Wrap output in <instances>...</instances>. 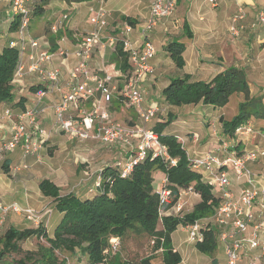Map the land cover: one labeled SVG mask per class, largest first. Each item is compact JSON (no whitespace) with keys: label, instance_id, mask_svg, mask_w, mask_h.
<instances>
[{"label":"built area","instance_id":"obj_1","mask_svg":"<svg viewBox=\"0 0 264 264\" xmlns=\"http://www.w3.org/2000/svg\"><path fill=\"white\" fill-rule=\"evenodd\" d=\"M178 0H151L149 14L139 30L138 40L131 41L129 35L133 27L124 22L122 25V39L109 38V45L114 46L119 42L122 52L127 57L128 70L123 73L115 63H107L100 72H92L88 62L92 57L95 46L102 47L101 34L106 27V16L103 10H99L92 18L94 29L87 33L79 43L74 53L77 62L69 72L72 82L70 89L64 93L59 101L52 106L54 127L58 133L65 135L69 140L87 141L93 140L106 145H119L127 157L111 165V170L121 179L128 178L134 167L140 162L150 159L158 160L166 167H173L177 158L168 154L167 147L161 143L159 135L147 125L160 111L158 103L145 104V95L141 85L153 75L154 68L151 61L156 55V48L151 40L150 33L159 22L170 17L177 6ZM213 6L214 0H207ZM31 0H10V13L12 19H17L16 40H11L9 45L18 51V63L13 75V85L21 80L25 70L28 73H36L44 81L56 82L59 76L58 70H45L43 64L50 58L48 51L40 50L36 55H29V64L24 67L22 55L27 47L38 48V39L29 36V23ZM236 14L231 18L229 33L236 37L242 27L245 11L239 5ZM67 16H63V20ZM261 29L259 42L264 43V10H259L254 21L250 25L252 29ZM60 26L53 24L50 32H57ZM58 55H64L59 51ZM122 80L119 89L117 81ZM119 94L125 104L133 109L142 125H125L112 121L109 106L114 95ZM39 97L45 94L38 91ZM90 103L89 109L82 106ZM43 109L25 108L13 115L11 109L3 112V117L12 124L10 136L0 143V161L5 154L11 153L17 148L21 149L23 156L38 153L49 139L50 133L39 124V116ZM253 135L252 125L241 124L235 129L234 140L222 142L216 152H205L196 157H189L192 170L200 174L201 180L219 192L220 203L213 216L184 227L187 238L191 244L201 243L203 233L210 227L217 228V245L222 248L224 261L220 264H240L243 258H247V264H264V185L258 181L249 166L253 163L264 162V146H254L250 149H238L242 137ZM192 139L197 142L198 136L192 134ZM180 146L183 139L178 138ZM264 140V137H263ZM182 147V146H181ZM21 169L27 166L22 164ZM19 171L14 168L12 174ZM102 172V171H101ZM100 172L98 179L93 183L88 192L93 193L101 189L102 182L111 183V176L105 177ZM231 172L237 179L244 182V187L237 196L230 190ZM187 192H194L188 187L178 192V201L171 205L173 196L166 178L162 179L155 193L159 199V220L166 215L169 206H177L178 202ZM195 193V192H194ZM182 205V204H181ZM1 222L9 213L25 217L27 220L39 222L41 219L48 221L52 210L45 209L37 212L29 206H23L17 202L4 204L0 200ZM161 222V221H160ZM38 224V223H37ZM119 248V239L112 238L104 251L103 261L99 264H110V259Z\"/></svg>","mask_w":264,"mask_h":264},{"label":"crops","instance_id":"obj_2","mask_svg":"<svg viewBox=\"0 0 264 264\" xmlns=\"http://www.w3.org/2000/svg\"><path fill=\"white\" fill-rule=\"evenodd\" d=\"M189 1L190 0H178L175 12L170 17L159 22L151 31V40L156 48V55L151 61L155 75L148 78L146 82L141 85V89L145 95V104L148 105L152 102H156L160 107V111L149 122L150 124L154 123V126L148 128L152 130L158 129L159 125L165 123L167 114L171 112L174 116L173 121L160 131L163 135L173 136L175 139H183L184 143L181 146L186 158L196 157L205 152H216L221 147L222 142H231L234 139L229 138L222 132L220 123V118H224L221 113L222 108H213L212 106L202 105L201 103L174 107L164 102L161 92L162 89L168 85L169 79L172 77L167 78L161 87L157 85L156 82H151L152 79H156V77L159 76L157 74H159V66L162 62L160 58L161 50L163 49V54L169 57L168 53L165 51V45L167 44L159 41V35L173 31L177 32L181 37L180 41L185 46V50L182 54L185 64L183 68L180 69L181 73L178 74V77L189 76L191 81H209L226 67L234 66L245 69L243 64H239V59L243 60L244 55L239 58V53L235 54L230 42L231 40L223 29L226 26L225 21L227 15L232 11V6L234 4L243 5L246 9L255 6L252 0H214V6L207 0H201L202 5L199 10H191L190 7L188 8ZM33 4L34 0H31L29 5L30 9ZM150 4L151 0H86L80 3L70 4L65 3L63 0H54L46 6L45 12L41 17L31 16L28 33L32 39H38L39 47H27L22 55V63L26 68L29 64L30 54L36 55L40 50L48 51L51 56L49 60L43 64V69L58 70L59 76L56 82H49L42 80L38 74L28 73L25 70L21 80L15 83L12 101L0 104V143L10 136V127L12 123L3 117V112L6 109H11L14 115L25 108H36L44 110V112L40 114L38 122L40 126L49 131L50 136L45 146L38 153L33 155H36L38 158V154L44 150L50 155L53 154L56 148H59L60 151L64 140L62 136L59 135L61 133H58L54 127V116L51 108L59 101L64 93L69 91L72 85L69 72L77 62L74 53L79 43L83 40V37L94 29L92 18L99 10L105 12L107 25L101 34V43L103 45L102 47L98 44L95 46L92 57L88 62L90 71L100 72L104 65L113 62H108V60L113 59L115 47L109 45L108 39L111 37L117 38L118 40L122 39V25L124 22H127L125 18H128L133 23V25H131L133 30L129 38L131 41L138 40L139 30L149 14ZM209 5L212 7H220L219 15L214 19H211L206 13H203V11L207 10ZM63 16H67V18L63 20ZM11 20L10 0H0V23L2 24L4 21L8 23L6 32L2 33L0 31V51L16 36L15 32H9L8 30ZM184 21H186L190 27L193 34L192 39H187L183 36L182 24ZM53 24H58L60 26L59 30L55 33L50 32L49 29ZM58 32H61V35L56 38ZM249 34L246 37L248 40L252 38ZM52 38H55L54 47L51 43ZM176 38L177 37H171L167 42L169 43ZM163 45L165 47L161 48ZM59 51H63L64 55H58ZM117 68L120 69L119 65ZM122 72L125 73L126 71L122 70ZM122 83V80L117 81L119 89L122 87ZM38 91L44 92L45 95L39 97ZM82 107L84 109H89L90 103H85ZM109 108L112 110L115 118L121 119L122 121L127 119L129 125L133 124L134 121H132L131 116L128 114V109H133H130L125 104L119 94L113 96ZM168 109H170L169 113H167L169 111ZM254 120L258 123L259 132L261 133L264 129V121ZM149 123L147 125H149ZM247 123H252L251 119ZM192 134L198 136L197 142L192 139ZM63 136L69 140L65 135ZM254 146L256 145H253L251 148ZM239 149L243 150L247 148L239 144ZM33 155L23 156L21 149L17 148L13 152L8 153L4 159L0 161V170L2 173L0 174V194L2 197L6 199L21 198L20 200H23L22 196L26 194H21L22 189H31L34 195H42L38 188L39 182L37 184V191H34L31 184L36 175L45 172V167H40V165L37 164L35 165L34 159L29 158ZM27 162H29V164ZM22 164L26 165L27 168L21 169L20 166ZM250 166L249 168L251 169ZM5 167H7L8 173L3 172ZM57 167H52L50 169L52 172L48 174L49 177H44L42 180L47 179L57 186L61 196L74 193L79 194L80 197L90 198L93 195L88 192V189L92 188L93 182L81 186L75 192H71L69 189L67 192L64 191L62 193L61 189L66 187V183L69 180L59 171V167L63 168L62 164L57 165ZM14 168H19V171L13 175L12 170ZM29 168H32V170ZM154 175L153 177H155ZM3 177H17V179L13 181L9 178L8 183L10 184H8L3 181ZM229 178L231 181L230 190L234 196H237L244 187V182L237 179L231 172H229ZM260 179H262L260 181L262 185H264V178L260 177ZM11 184L12 187L10 186ZM212 193L219 197L218 191L212 190ZM42 197L44 196L42 195ZM44 198L46 199L47 197ZM47 199H50L52 202L53 211L48 219V223L54 220L53 232L54 228L61 220V215L56 213L53 200L51 198ZM18 203L21 204L20 202ZM21 205L25 206L26 204ZM55 213L56 215H54ZM3 222H1L0 218V225L3 224ZM180 227L181 226H178L177 229ZM176 230L171 234V246L173 251H176L175 249H177L176 247L179 245V242L176 243V239L173 237ZM46 231L48 233L47 229ZM177 253L180 255L179 252ZM221 255L216 253L215 264H220L224 261L223 252Z\"/></svg>","mask_w":264,"mask_h":264},{"label":"trees","instance_id":"obj_3","mask_svg":"<svg viewBox=\"0 0 264 264\" xmlns=\"http://www.w3.org/2000/svg\"><path fill=\"white\" fill-rule=\"evenodd\" d=\"M54 0H34L31 16L41 17L46 6ZM65 3H80L86 0H63ZM128 24L133 23L125 18ZM17 19H12L9 32L17 30ZM183 36L192 39L193 34L186 21L182 24ZM61 32L57 33V37ZM55 38L51 39L54 47ZM185 50L180 39L171 40L165 47L171 61L177 69H182L185 62L182 54ZM112 63L119 65L121 71H127V57L122 52L121 44L117 42ZM18 63V51L9 43L0 51V104L10 102L14 96L13 75ZM164 102L170 106L184 105L212 106L223 108L233 95L240 96L237 113L230 119L220 118L222 132L232 138L235 129L250 119L264 121L263 96H254L250 92V83L245 69L234 66L226 67L209 81H191L189 76L172 77L162 89ZM174 119L167 114L164 124L159 130L154 129L162 144L167 147L168 154L177 158L173 167H166L158 160L146 159L134 167L131 175L121 179L111 168L102 172L103 176H111V183L102 182L101 189L93 191L90 198L80 197L79 194L69 193L61 196L59 188L44 179L39 182L40 193L51 198L55 203L56 213L61 220L49 235L44 227L36 229L17 230L9 227L0 237V264H67L66 259H60L58 252L73 254L78 250L85 257L84 264H99L103 261L104 251L109 241L114 237L122 239L127 230L135 228L155 236L156 247L162 249L163 264H180L181 257L173 251L171 234L179 225H189L195 221L214 215L220 198L212 193L211 187L201 180L200 174L192 170L186 155L173 136L161 134L164 127ZM161 130V131H160ZM239 149V146H237ZM161 171L167 180L173 199L177 201L180 190L192 187L199 196V202L192 210L182 216H166L161 218V228L158 229L159 199L153 188V175ZM8 173L7 167L3 169ZM138 224L139 226H133ZM217 228L210 227L204 231L203 241L195 244V249L207 256L215 264L214 255L217 250ZM30 238L37 240L36 249L23 251L21 244ZM44 241L42 243L41 241ZM110 264H130L112 257ZM138 264H151L148 258Z\"/></svg>","mask_w":264,"mask_h":264},{"label":"rangeland","instance_id":"obj_4","mask_svg":"<svg viewBox=\"0 0 264 264\" xmlns=\"http://www.w3.org/2000/svg\"><path fill=\"white\" fill-rule=\"evenodd\" d=\"M255 6H252L250 9H246L245 6L242 5L246 15L243 20L242 28L236 37H232L229 33V25L231 18L238 11L237 8L239 5L234 4L232 6V11L228 13L223 31L231 40L232 48L234 49L235 54L239 53V58L244 55L243 60L239 59V64H243V67L246 70L248 75L249 83H250V91L251 95L254 96H263L264 97V43L259 42V34L260 28L259 26L252 29L250 25L254 21V16L259 10H264V0H252ZM184 4V2H183ZM201 0H190L188 2V8L191 10H199L201 7ZM220 7H212L208 6L207 10L203 11L207 16L211 17V19L216 18L219 15ZM31 12V11H30ZM175 12V11H174ZM31 17V14H30ZM8 28V23L4 21V23H0V31L2 33L6 32ZM250 33V34H249ZM16 34V31H15ZM252 37L248 40L247 35ZM177 32H167L166 34L159 35V41L162 43L168 44L167 41L170 40L171 37H177L176 39H180L181 37ZM17 34L14 38L16 40ZM13 40V39H11ZM10 40V41H11ZM9 41V42H10ZM166 46V45H165ZM164 45L161 48L165 47ZM15 48V47H13ZM16 49V48H15ZM164 50H161V65L159 66V76L156 79H152L151 82H156L160 87L169 77H178V74L181 73L180 69H177L174 63L169 59L167 55L163 54ZM112 59H109L108 62H111ZM155 75L153 72L152 77ZM159 87V88H160ZM157 100V99H155ZM240 101V96L233 95L229 99V102L226 106L222 108L221 113L223 114L225 119H230L237 113V104ZM264 102V98H263ZM131 109V108H130ZM169 111L166 112L169 113ZM111 113V119L115 122H120L125 125H129L127 119L122 121L121 119L115 118V115L112 113V110L109 108ZM129 116H131L133 125H142L141 121L135 114L133 110H129ZM127 111V112H128ZM165 113V112H164ZM171 114V112L169 113ZM136 121V122H135ZM138 121V122H137ZM250 123L253 128V135L249 137H242L239 141L242 146H245L247 149L251 148L253 145L264 146V129L262 130V134L259 132L258 123L254 119H251ZM154 123L149 125H145L148 127H153ZM159 130V128L157 129ZM63 138V144L61 145V150L56 148L52 155H50L46 150L41 151L38 154V158L36 155L30 156L29 158L34 159L35 165H40L45 167V172L36 175L32 182V187L34 191H37V184L44 177H49L52 171L50 170L52 167H57V165L62 164V167H59V171L62 172V175L66 176L67 180L66 187L62 188V193L67 192L69 189L71 192H75L81 186L96 182L100 172H104L107 168H110L114 162L119 161L121 158L127 157L126 153L123 152L122 147L119 145H106L93 140L87 141H69L62 134H59ZM8 154V153H7ZM5 154V156L7 155ZM29 164V162H27ZM251 171L253 174L257 175L255 177L258 181L262 180L260 177L264 178V162L259 161L251 164ZM34 167V166H33ZM58 168V167H57ZM30 169V168H29ZM32 170V168L30 169ZM29 170V171H30ZM53 170V169H52ZM28 171V172H29ZM101 172V173H102ZM0 174L1 170H0ZM233 175V174H232ZM153 188L156 191L157 187L160 185L161 180L164 178V174L161 171H157L154 175ZM10 177H3V181L8 183ZM13 181L17 179L10 178ZM14 183V182H12ZM92 183V184H93ZM10 184V183H8ZM17 185L16 183H14ZM34 185V186H33ZM12 187V184L10 185ZM25 193L26 195L22 196L23 200L18 199H6L2 197L0 194V200L4 204H8L12 201L20 202L21 204H26L36 210L37 212H42L45 209H50L53 211L52 202L50 199H45L42 195H34L31 192V189H22L21 194ZM33 195V196H30ZM178 201V197H177ZM199 201L198 196L194 192H187L182 199L179 200L178 205H180V210H177V206H169L168 210L165 212L166 216H182L188 212H190L193 206ZM182 204V205H181ZM10 214V215H9ZM3 224L0 225V237H2L3 233L8 227H13L17 230H25V229H36L38 227H44L48 230L49 235L52 234V229L54 225V220L48 223V221H44L41 219L39 222H34L27 220L25 217L12 215L9 213ZM56 215V213L54 214ZM2 213L0 211V218L2 217ZM161 220L158 222V229L161 228ZM38 223V224H37ZM133 226H139L138 224H134ZM181 226L176 232L173 234L174 239H176V243L179 242L177 252L180 253L182 261L180 264H214L210 258L199 253L195 249V244L188 243L186 241L187 234L184 228L185 225ZM119 239V248L113 257L119 258L121 261L129 262L130 264H138L142 259L148 258L151 264H163L162 263V249L159 246L156 247V241L158 239L155 236H149L146 232L139 230L138 228L135 230L130 229L127 230L126 234L122 239L119 237H114ZM44 243V241H41ZM37 240L34 238H30L27 241L21 244V248L23 251H33L36 249ZM216 253L218 255L222 254V248L218 244L217 250L214 255V260ZM58 257L60 259H66L67 264H84L85 257L76 250L73 254H69L67 252H58ZM222 256V255H221ZM240 264H247V258H243Z\"/></svg>","mask_w":264,"mask_h":264}]
</instances>
